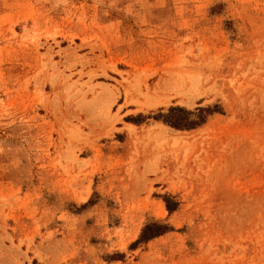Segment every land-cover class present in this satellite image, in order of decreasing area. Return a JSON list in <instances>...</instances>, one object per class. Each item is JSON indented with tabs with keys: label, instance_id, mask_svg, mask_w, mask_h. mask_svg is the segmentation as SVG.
Returning <instances> with one entry per match:
<instances>
[{
	"label": "rangeland",
	"instance_id": "374dc122",
	"mask_svg": "<svg viewBox=\"0 0 264 264\" xmlns=\"http://www.w3.org/2000/svg\"><path fill=\"white\" fill-rule=\"evenodd\" d=\"M0 264H264V0H0Z\"/></svg>",
	"mask_w": 264,
	"mask_h": 264
},
{
	"label": "trees",
	"instance_id": "16d2710c",
	"mask_svg": "<svg viewBox=\"0 0 264 264\" xmlns=\"http://www.w3.org/2000/svg\"><path fill=\"white\" fill-rule=\"evenodd\" d=\"M154 233V232H153ZM151 235H153L152 233L150 234V231H149V229H148V232H146V234H145V238H148V237H150ZM158 235V233L157 234H155V235H153L152 237H155V236H157ZM151 237V238H152Z\"/></svg>",
	"mask_w": 264,
	"mask_h": 264
}]
</instances>
